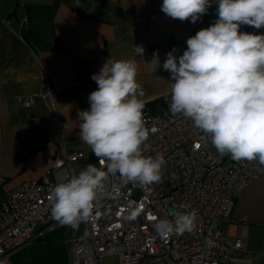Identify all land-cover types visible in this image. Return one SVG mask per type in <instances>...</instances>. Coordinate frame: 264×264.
I'll return each instance as SVG.
<instances>
[{"label":"crops","instance_id":"crops-1","mask_svg":"<svg viewBox=\"0 0 264 264\" xmlns=\"http://www.w3.org/2000/svg\"><path fill=\"white\" fill-rule=\"evenodd\" d=\"M104 1L99 6L94 0H0V176L11 180L10 188L38 179L54 160L55 149L81 150L83 156L92 152L79 138L78 112L90 108L88 97L98 88L91 77L107 59H135L144 109L165 106L174 82L163 69L167 53L175 49L178 58L187 39L218 18V0H210L207 13L195 23L167 16L163 0ZM240 31L264 34V28L247 25ZM135 45L143 46V56L135 55ZM156 52L160 66L155 69ZM43 74L56 88L51 100L40 96ZM27 98L30 104L24 106L20 99ZM240 193L222 226L229 236L242 239L244 249L253 253L251 261H258L264 258V173ZM57 231L66 236L68 250L74 229L58 225L13 250L11 259ZM118 260L109 255L101 262ZM243 262L248 261L236 263Z\"/></svg>","mask_w":264,"mask_h":264},{"label":"clouds","instance_id":"clouds-1","mask_svg":"<svg viewBox=\"0 0 264 264\" xmlns=\"http://www.w3.org/2000/svg\"><path fill=\"white\" fill-rule=\"evenodd\" d=\"M210 6V0H163L161 10L173 19L195 23ZM216 11L218 18L187 39L182 55L177 58L175 49L167 53L163 69L174 81L169 111L191 119L219 154L264 166V34L240 31L241 25L264 28V0H218ZM134 51L144 54L143 46L135 45ZM151 64L160 66L158 52ZM136 76L135 59H107L92 75L98 88L88 97L90 108L78 112L79 138L100 167L88 164L53 187L51 216L60 225L75 229L98 215L99 201L119 192L117 184L109 191L110 175L118 176L121 184L161 182L164 157L144 155L149 129ZM140 211H131L125 219L136 220ZM197 217L192 209L176 214L174 220H158L155 229L162 239L192 233Z\"/></svg>","mask_w":264,"mask_h":264},{"label":"built area","instance_id":"built-area-1","mask_svg":"<svg viewBox=\"0 0 264 264\" xmlns=\"http://www.w3.org/2000/svg\"><path fill=\"white\" fill-rule=\"evenodd\" d=\"M41 87L40 96L51 100L56 88L47 74H43ZM20 101L24 106L30 104L28 98ZM164 107L143 110L149 129L144 155L164 157L161 182L121 184L118 176L110 175L106 181L109 191L117 184L119 192L102 198L99 214L74 229L68 264H102L109 255L118 256L119 264H236L253 259L242 239L228 235L222 218L240 192L264 173V166L257 160L234 161L228 154H219L211 138L196 129L191 119L174 117L169 104ZM82 156L81 150L55 149L54 160L38 179L3 194L0 264H13V250L60 225L51 216L49 196L54 186L75 175L71 166ZM95 164L100 167L98 158ZM137 208L141 210L138 218L126 220ZM192 209L198 213L192 233L168 239L159 236L155 229L158 220H174L176 214Z\"/></svg>","mask_w":264,"mask_h":264},{"label":"rangeland","instance_id":"rangeland-1","mask_svg":"<svg viewBox=\"0 0 264 264\" xmlns=\"http://www.w3.org/2000/svg\"><path fill=\"white\" fill-rule=\"evenodd\" d=\"M164 108V105L156 106L157 111H161ZM94 159H96L94 153L85 152L81 159L72 164L73 174L78 175L88 164H94ZM10 183L11 180L8 177L0 176V197L10 188ZM62 232H54L50 236L48 235L46 238L36 241L30 251L26 249L24 253L14 255L12 258L13 264H67L68 251L64 238L66 236ZM236 264H264V258L258 261Z\"/></svg>","mask_w":264,"mask_h":264},{"label":"trees","instance_id":"trees-1","mask_svg":"<svg viewBox=\"0 0 264 264\" xmlns=\"http://www.w3.org/2000/svg\"><path fill=\"white\" fill-rule=\"evenodd\" d=\"M97 4L104 5L105 1L104 0H94ZM1 198V197H0Z\"/></svg>","mask_w":264,"mask_h":264},{"label":"snow or ice","instance_id":"snow-or-ice-1","mask_svg":"<svg viewBox=\"0 0 264 264\" xmlns=\"http://www.w3.org/2000/svg\"><path fill=\"white\" fill-rule=\"evenodd\" d=\"M197 147H198V145H197Z\"/></svg>","mask_w":264,"mask_h":264}]
</instances>
